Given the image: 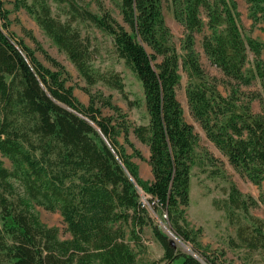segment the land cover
<instances>
[{"label": "trees", "instance_id": "1", "mask_svg": "<svg viewBox=\"0 0 264 264\" xmlns=\"http://www.w3.org/2000/svg\"><path fill=\"white\" fill-rule=\"evenodd\" d=\"M10 3L66 55L85 82L89 100L87 105L77 100L59 62L37 46L55 70L45 67L34 50L9 32L10 11L0 0V264H138L145 228L162 249L165 264H222L224 253L214 257L186 219L192 170L204 172L213 160L199 152V138L184 118L176 94L180 72L187 78L191 117L239 176L263 189L255 199L229 181L223 203L214 205L236 226L229 247L243 250L246 258L258 254L264 264V221L249 214L264 204V106L253 113L255 98L240 97L241 86L264 79V42L243 34L236 1L170 0L173 18L184 30L180 51L165 23L163 0H119L122 23L99 0V14L83 0ZM247 4L252 25H264V0ZM91 30L109 38L113 55L139 82L142 100L129 99L120 73L95 64L102 47L95 45ZM198 34H203L201 48L211 66L231 81L227 96L200 63ZM250 52L253 66L245 70ZM98 84L117 91L130 107L144 106L147 123L132 132L148 147L151 180L140 178L119 141L123 137L134 148L126 115L110 96L90 92ZM102 108L114 115H103ZM134 154L141 157L135 149ZM138 189L202 261L174 247ZM35 206L59 211L70 238L60 239L57 228L43 224Z\"/></svg>", "mask_w": 264, "mask_h": 264}, {"label": "rangeland", "instance_id": "2", "mask_svg": "<svg viewBox=\"0 0 264 264\" xmlns=\"http://www.w3.org/2000/svg\"><path fill=\"white\" fill-rule=\"evenodd\" d=\"M10 1L12 0H6L5 5L10 11L9 19L11 21V25L9 32L13 33L15 37L21 39L28 47L34 50L37 59L45 67L55 70L50 62L45 59L44 55L40 52L37 46H39L50 57L59 62L64 67L68 75L66 85L73 88V94L80 103L87 105L89 97L83 90L86 84L78 75V72L72 63L63 52H60L57 49L45 33L39 29L33 19L23 10L15 11ZM95 1L96 0H83V3L89 8V10L99 14ZM99 1L103 4L105 10L110 12L118 22L122 23L121 16L119 15L117 9L119 0ZM235 1L240 13V26L243 34L260 42H264V32L262 30L264 25L261 22L256 25H252V21L248 17L247 0ZM51 6L53 14L56 15V6L53 4H51ZM163 15L165 23L171 31L173 41L177 49L180 51V43L184 36V30L183 27L173 18L170 0H163ZM202 19L206 21L204 16H202ZM86 29L88 30L89 28H85V31ZM90 32L91 36L96 38L94 42L95 45L102 47L101 57L95 64L103 70L111 67L120 73L123 77L125 92L129 99L142 100V91L139 82L134 78L130 71L124 67L123 63L118 61L113 55L111 52V43L109 38L98 33L96 30H91ZM202 36L203 34L196 35L195 43V50L199 54L200 63L207 75L215 80L219 91L224 96H227L230 93L229 86H231V81L225 78L217 68L211 66L207 60L201 48ZM261 59L264 65V52L261 53ZM253 62L254 56L250 52L248 53L245 70L251 68L253 66ZM180 75V85L177 88L176 94L183 108L184 118L186 122L193 126L194 132L199 138V152L205 151L213 160L212 162L209 161V163L204 166V172L197 167H194L192 170L189 186L190 202L189 206L185 209L189 228L193 231H200L198 241L203 247L207 248L214 257H217L221 252L224 253L223 258L218 256L220 263L222 264H262L258 254L252 255L251 258H246V252L243 250L229 247L228 241L235 237L236 226L229 222L223 208L219 209L214 205V201H218L220 205L223 203L226 198L225 193L229 187V181H232L243 194L250 195L255 199L260 197L263 193V189H259L247 179L239 176V174L230 166L227 159L206 138L205 133L199 124L189 113L185 98L187 78L184 72H180ZM89 90L92 94L100 92L105 97L110 96L112 103L118 106L126 115V120L131 126L128 140L132 143L134 148L128 146L123 137H120L119 141L124 145L126 152L132 156V161L138 166L140 178L143 180H151L152 175L150 167L147 164L149 159L148 147L140 143L132 132L134 126L147 123V115L144 106H141L140 108L130 107L117 91L100 84L89 88ZM240 97L242 101H247L249 98H255V100L251 102V110L253 113L261 112V107L264 106V79H254L250 85L241 86ZM101 110L105 116L114 115L108 108H102ZM134 149L139 152L141 157H137L134 154ZM3 161L4 165L10 168V163L5 159ZM139 193L141 195V201L147 206L151 216L160 226L161 230L170 238L174 247L182 253L189 254L190 251L185 247L192 249V246L176 237L170 230L165 220V216L154 213L148 202V197L140 190ZM35 212L43 224L48 227H55L58 229L60 239L70 238L59 211H47L42 207L35 206ZM249 214L255 219L264 221V204L260 203L256 208L250 209ZM143 245L145 248L138 254V264H165L160 261L162 257V249L151 236L150 228L144 229ZM131 246L133 247V244H131ZM134 249L136 250V248Z\"/></svg>", "mask_w": 264, "mask_h": 264}, {"label": "water", "instance_id": "3", "mask_svg": "<svg viewBox=\"0 0 264 264\" xmlns=\"http://www.w3.org/2000/svg\"><path fill=\"white\" fill-rule=\"evenodd\" d=\"M140 190V189H139ZM141 191V190H140ZM190 255H192L193 257H195L196 259H198L199 261H202L201 258H199V256L197 254H195L194 252L193 253H190Z\"/></svg>", "mask_w": 264, "mask_h": 264}, {"label": "bare ground", "instance_id": "4", "mask_svg": "<svg viewBox=\"0 0 264 264\" xmlns=\"http://www.w3.org/2000/svg\"><path fill=\"white\" fill-rule=\"evenodd\" d=\"M182 244H183V243H182ZM185 248H187V249L190 251V253H193L192 249H189L188 247H185Z\"/></svg>", "mask_w": 264, "mask_h": 264}]
</instances>
